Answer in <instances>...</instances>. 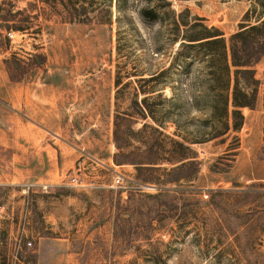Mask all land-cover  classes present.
I'll return each instance as SVG.
<instances>
[{
  "label": "rangeland",
  "instance_id": "374dc122",
  "mask_svg": "<svg viewBox=\"0 0 264 264\" xmlns=\"http://www.w3.org/2000/svg\"><path fill=\"white\" fill-rule=\"evenodd\" d=\"M57 1L0 0L1 16L25 9L15 19L31 20L29 30L13 31L8 50L0 49V261L20 250L31 260L25 264H264V220L242 215L263 208L264 193L251 205L215 193L264 192V86L256 107L243 109V128L211 139L202 122L211 107L206 62L191 54L178 59L170 22L141 15L143 8L188 9L229 38L247 14L252 22L263 14L264 0H88L74 21ZM9 57L26 71L22 81H9ZM254 68L263 79L264 56ZM156 71L163 75L152 102L165 134L182 139L177 130L193 141L202 162L189 182L146 171L160 183L143 184L134 164L114 162L116 128L127 142L128 125H156L136 113L148 88L140 78ZM235 134V160L212 171ZM117 173L124 175L120 186ZM135 200L142 213L132 211ZM164 200L169 206L153 220L155 201Z\"/></svg>",
  "mask_w": 264,
  "mask_h": 264
},
{
  "label": "trees",
  "instance_id": "16d2710c",
  "mask_svg": "<svg viewBox=\"0 0 264 264\" xmlns=\"http://www.w3.org/2000/svg\"><path fill=\"white\" fill-rule=\"evenodd\" d=\"M53 5H57V0H52ZM63 8L68 13L70 21H74L81 14L80 11L85 9L88 0H59ZM170 4V3H169ZM260 4L263 7V14L254 22L248 19L246 15L244 22L239 26L238 31L225 37L223 31L219 28L201 22V18L192 17L189 10L177 12L174 9L161 11L160 8H143L141 15L143 18L150 20H167L170 22V30L173 40L179 41V49L175 55L177 58H186L188 54L193 55L198 60L206 62L207 74L209 76V101L211 102L210 112L206 118L202 119L204 124L211 127V130L206 133L211 139L228 136L231 132H239L246 121L243 109H254L258 102L259 88L264 86V77L259 79L256 77L254 66L264 56V2ZM111 14L110 8L108 9ZM25 9H20L16 12L8 10L4 13V8H0V49L8 50L10 48L11 39L3 35L4 30L8 31H27L31 28V20L29 16L23 17L20 20L15 18L22 15ZM192 18H191V17ZM158 46L157 49H160ZM16 55V54H15ZM40 57L39 54L29 56V60ZM8 75L12 82H19L24 79L26 71L20 68V60L15 57H9L4 60ZM30 73V72H29ZM28 73V74H29ZM30 75V74H29ZM163 72H151L148 77L140 78L145 82L148 88L142 90L146 96L141 103L137 102V115L144 119L151 118L155 124L144 123L142 127L134 129V125L127 126V142L121 140L120 131L115 130V143L117 152L114 155V162L117 165L134 164L138 174L137 177L143 184L160 183V178L150 172H163L167 175L166 182L179 184L181 181H191L201 168V160L198 159L196 151L192 148L191 143L185 136L179 134L176 130L175 135L181 136L182 139H177L173 136L165 134L163 130V121L157 118V104L152 102L153 95L159 91L155 84L158 83ZM121 84L120 79L117 80V85ZM172 113V111L167 112ZM133 123H136L132 121ZM223 138V140H225ZM233 142L227 149V153L220 156L217 161L211 166L212 171L223 172L225 169L218 165L228 159H234L238 155L240 148V138L237 134L233 136ZM132 141H136L133 144ZM171 145L169 156L161 158L159 152ZM131 148H134L131 150ZM144 150V151H143ZM143 151L142 158L136 157V152ZM261 158L264 159V145L261 150ZM163 164H169L168 167H162ZM160 188V193L152 195V198L158 200L163 194ZM188 190L190 188H182ZM141 191V190H140ZM166 192L171 189L165 190ZM131 194L129 201L138 195ZM217 193L221 198L233 196L240 205H251L264 193L259 188L249 189H219ZM152 212H156L157 216L153 220H159L158 213L162 206H169L165 200L160 202L155 201ZM215 204V202H213ZM132 206L133 212L142 213L144 205L141 202L134 201ZM219 209L221 207L219 206ZM223 210V208H222ZM243 216L259 218L264 220V207L257 206L248 208L242 212ZM152 223V222H151ZM152 225V224H151ZM31 260L27 254L17 250L14 258L11 254L4 253L0 264H25Z\"/></svg>",
  "mask_w": 264,
  "mask_h": 264
},
{
  "label": "built area",
  "instance_id": "2783aa9c",
  "mask_svg": "<svg viewBox=\"0 0 264 264\" xmlns=\"http://www.w3.org/2000/svg\"><path fill=\"white\" fill-rule=\"evenodd\" d=\"M14 34H15V32H13V31L7 32V36L9 38H13L14 37ZM123 181H124V175H122L120 173H117L116 178H115V185L116 186H120V185L123 184ZM28 243H29V245L32 244V242H28Z\"/></svg>",
  "mask_w": 264,
  "mask_h": 264
},
{
  "label": "crops",
  "instance_id": "0c3cea01",
  "mask_svg": "<svg viewBox=\"0 0 264 264\" xmlns=\"http://www.w3.org/2000/svg\"><path fill=\"white\" fill-rule=\"evenodd\" d=\"M7 73H8V72H7ZM8 78H9V81L11 82L9 75H8Z\"/></svg>",
  "mask_w": 264,
  "mask_h": 264
}]
</instances>
